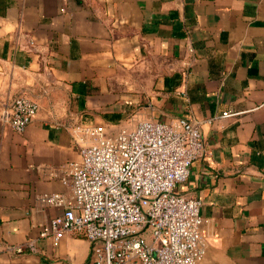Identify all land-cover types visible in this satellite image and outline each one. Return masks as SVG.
Segmentation results:
<instances>
[{
  "label": "crops",
  "instance_id": "crops-1",
  "mask_svg": "<svg viewBox=\"0 0 264 264\" xmlns=\"http://www.w3.org/2000/svg\"><path fill=\"white\" fill-rule=\"evenodd\" d=\"M20 93L23 133L1 120ZM178 117L205 144L177 188L202 201L199 264H264V0H0V264H90L85 237L40 235L81 131Z\"/></svg>",
  "mask_w": 264,
  "mask_h": 264
},
{
  "label": "built area",
  "instance_id": "built-area-1",
  "mask_svg": "<svg viewBox=\"0 0 264 264\" xmlns=\"http://www.w3.org/2000/svg\"><path fill=\"white\" fill-rule=\"evenodd\" d=\"M38 110L20 93L1 120L23 133ZM81 133L92 141L80 147V161L64 168L70 201L44 197L63 214L43 226L41 237L55 244L71 233L85 237L93 245L90 264H199L207 250L202 201L177 188L205 152L201 123L178 117L137 121L116 134L104 126Z\"/></svg>",
  "mask_w": 264,
  "mask_h": 264
}]
</instances>
